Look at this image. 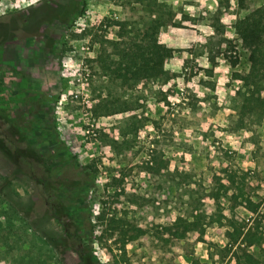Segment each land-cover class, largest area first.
Returning a JSON list of instances; mask_svg holds the SVG:
<instances>
[{
  "label": "rangeland",
  "instance_id": "1",
  "mask_svg": "<svg viewBox=\"0 0 264 264\" xmlns=\"http://www.w3.org/2000/svg\"><path fill=\"white\" fill-rule=\"evenodd\" d=\"M152 21L166 74H106L118 33ZM243 28L264 38V0H0L4 119L56 158L79 217L72 242L0 125V264H77L79 244L98 264H234L232 223L264 239V117L239 114Z\"/></svg>",
  "mask_w": 264,
  "mask_h": 264
},
{
  "label": "trees",
  "instance_id": "2",
  "mask_svg": "<svg viewBox=\"0 0 264 264\" xmlns=\"http://www.w3.org/2000/svg\"><path fill=\"white\" fill-rule=\"evenodd\" d=\"M157 27L155 21H152L141 34L134 37L130 35L128 37L120 31L118 37L126 36V39L122 41L124 46L119 50L115 46L114 48L117 49L115 57L101 61L106 74L121 82L165 75L163 62L171 56V50L157 42L154 36ZM241 31L240 37L248 49V66L246 72L239 76L247 92L243 96L239 114L244 116L247 112L249 115L264 117V96L259 93L264 82V38L254 29L243 28ZM4 115L0 108V125L9 133L12 148L11 151L8 150L10 157L13 155L12 158L17 163L29 167L30 170L40 168L41 176L37 177V183L41 189L43 205L47 207L51 217L61 224L63 234L70 241L78 242L79 239H75L76 236L78 237L79 231L78 214L73 213L75 211L73 206L62 199V192L59 190L55 175L59 162L56 158H51V155L49 158H44L37 153L31 145L26 143L24 133L4 119ZM243 116H241V120ZM3 148L7 149L8 144H4ZM245 200L247 201L245 208L250 212H255L256 205L248 198ZM107 226L111 230V234H124L125 226L120 219H110ZM230 228L231 230L226 231L228 238L226 251L231 252L234 264H264V239L260 233L255 231L253 225L244 229L243 226L237 227L232 223ZM86 248H82L80 244L79 247H76L77 264H98L96 258L90 253L91 248ZM189 264L202 263L192 260Z\"/></svg>",
  "mask_w": 264,
  "mask_h": 264
}]
</instances>
